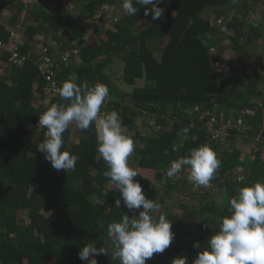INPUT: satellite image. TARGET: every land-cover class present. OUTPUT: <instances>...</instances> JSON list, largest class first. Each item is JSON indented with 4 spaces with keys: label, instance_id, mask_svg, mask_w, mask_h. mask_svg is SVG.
<instances>
[{
    "label": "trees",
    "instance_id": "16d2710c",
    "mask_svg": "<svg viewBox=\"0 0 264 264\" xmlns=\"http://www.w3.org/2000/svg\"><path fill=\"white\" fill-rule=\"evenodd\" d=\"M67 1L80 20L93 23L96 33L99 22L105 20L103 7L122 4V0ZM233 1L162 0L158 6L164 11L158 20L145 16L143 8L135 4L140 8L136 15L123 14L115 30H105L107 40L92 45L81 39L84 31L76 27L61 0H39L44 7L57 4L44 16L34 3L28 13L32 23L27 42L16 44L20 55L29 54L24 65H11L10 51L0 49V264H87L78 256L84 245L103 247L110 239L108 223L119 221L123 214L139 215L138 210L130 212L122 199L119 208L116 206L120 193L110 188L112 183L104 176L108 166L97 152L94 124L87 131L76 127L63 134L62 150L78 157L75 171H57L37 150L47 132L39 129L38 116L52 104L68 103L58 93H46L52 83L40 69L39 56L44 55L53 60L57 89L69 78L78 86L102 83L109 88L101 113L115 110L120 114L126 134L135 142L134 165L154 171L159 186L140 174L134 180L146 198L161 204L170 201L171 206L161 211L172 221L174 238L163 253L154 254L146 264H172L178 256L193 264L211 235L219 231L222 218L231 214L230 198L241 187L264 181V72L250 65L264 53L257 49L264 31L246 18L256 9L253 3L257 0ZM23 4L5 0L0 8H17L11 19L16 21ZM140 21L143 29L136 27ZM219 21L223 27L217 26ZM64 30H70L78 42L62 44L59 51L46 45L34 54L36 45L31 40L35 34L52 32L55 37ZM0 38L8 43L10 32L0 29ZM227 49L234 51V58L226 59ZM116 60L122 63L120 75L110 68ZM138 81L143 84L137 85ZM34 104L41 105L42 111ZM146 115L155 121L150 134L135 125L138 117ZM241 119L248 131L229 127L223 135L215 134L222 122L229 125ZM29 125H34V131H29ZM184 127L190 129L186 140L178 136ZM252 136L259 138L257 146L243 157L236 139ZM173 145L177 151L172 150ZM201 145H209L221 161L210 182L214 190L194 187L188 178L164 182L170 162ZM241 176L243 180L238 179ZM185 190L193 199L179 201ZM173 204L182 210L180 216L174 215ZM24 211L29 215L27 223L18 217ZM194 223L207 226L208 232L200 227L191 230ZM194 242L200 247H193ZM104 249L108 255H98V264H119L111 257L114 246Z\"/></svg>",
    "mask_w": 264,
    "mask_h": 264
},
{
    "label": "clouds",
    "instance_id": "9594fccd",
    "mask_svg": "<svg viewBox=\"0 0 264 264\" xmlns=\"http://www.w3.org/2000/svg\"><path fill=\"white\" fill-rule=\"evenodd\" d=\"M161 3L162 0H122V9L125 15L134 16L143 8L145 16L158 20L164 11L158 6ZM57 91L68 103L52 104L38 116V127L46 128L47 132L37 150L57 171H75L78 157L62 150L63 134L72 124L81 131L95 125L97 152L108 166L104 176L120 193L116 206L119 208L122 199L130 212L139 211L138 216L123 214L119 221L108 223L107 234L114 244L111 257L119 260V264H146L154 254L163 253L170 246L175 234L171 230L172 221L161 211L162 204L146 198L140 183L134 180L139 173L129 164V158L135 142L126 134L120 114L115 110L106 115L101 113L110 96L109 88L102 83L78 86L69 78ZM189 132L190 129L184 127L178 136L186 140ZM172 150L177 151V146L173 145ZM220 167L215 151L209 145H201L191 149L188 155L172 160L163 179L164 182L179 179L180 174L189 169L188 178L193 186L207 187ZM229 210L231 214L222 218L219 231L211 235L193 264H264V181L241 187L230 198ZM99 227L103 228V223ZM193 247L199 248V242H194ZM105 254L108 255L103 247L97 249L93 244H86L78 256L87 264H98L96 256ZM172 264H187V257L178 256Z\"/></svg>",
    "mask_w": 264,
    "mask_h": 264
},
{
    "label": "rangeland",
    "instance_id": "374dc122",
    "mask_svg": "<svg viewBox=\"0 0 264 264\" xmlns=\"http://www.w3.org/2000/svg\"><path fill=\"white\" fill-rule=\"evenodd\" d=\"M23 1L24 2H28L29 0H23ZM61 2L66 6L67 10L71 13L72 20H73L74 24L76 25V27L79 28L80 30L84 31V34L81 37V39L84 40L85 42H87L88 44H91V45L94 44V43H97L100 39L107 40V36L105 34V30L106 29L115 30L116 21L119 20L124 14L123 13V9H122V4L119 7L104 6L103 7V11L105 12V20L102 21V22H99L101 24L100 25V30H99L98 33H96L93 30V23L91 21L89 22V21H86V20H80V18L77 16V13H75L76 11L75 12L73 11L74 7L71 4H69L67 0H61ZM233 2H236V1L234 0ZM253 4L255 5L256 9L255 10H251L249 12V14L246 17L247 21H248V23H251V24H254V25L258 26L259 29L264 31V0H257ZM40 7H41V11L39 12L40 16H44L49 11L55 10V8H57V4L52 2L50 6H46V7H44L42 4H40ZM6 8L7 7H5L3 9V11L8 13ZM18 13H19V17L18 18H20L22 16H25V18H26V21H24V23H22V28L20 29L21 34L26 36V33L28 32L27 31L28 30V25H31L32 20L29 19V21H28L27 16L30 17V15H28L27 12L25 13V12L19 11ZM230 13L233 14V10L232 9L230 10ZM97 23H98V21H97ZM222 24H223V22L219 21L217 23V26L220 27ZM144 26H145L144 23L141 22V21L138 22L137 25H136L137 29H143ZM222 27H223V25H222ZM54 34L52 32L48 33L46 36L38 34L36 36V38L31 40L36 45V47L34 49V54L36 56L39 53V51L46 45L48 47L54 48V50L56 49L57 51H59L60 50V46L62 44L63 45L64 44L67 45V44H72V43H77L78 42V37H76L70 30H64V31L56 32V36L55 37H54ZM15 36L16 35H14V33H12L10 40H12V39L14 40L16 38L18 39V37L17 36L15 37ZM14 43H16V42H14ZM14 43H11V44H14ZM227 43H228V41H227ZM257 43H258V45H257L258 53H260L259 51H263L264 50V38H263V36H262V38L260 40H258ZM163 44H164V42H162L160 44V46H162ZM5 47L8 48L7 45H5ZM225 56H226V59H231V58L235 57V53H234V51L232 49H227ZM217 64L219 65L220 62H218ZM250 65H251V67L259 66L258 70L260 72H264V64H261V61H260V59L257 56L253 59V63L250 62ZM110 68H111V70L113 72H115L118 75H120V70L122 68V63H120V62H118L116 60L115 62H113L110 65ZM142 84L143 83L139 82V81L137 83V85H142ZM47 99H49V98H47ZM45 103L48 104L49 100H45ZM34 105H36L38 107L39 112L42 111V109L39 108V106H41V105H37V104H34ZM36 106H34V107L37 108ZM135 125H136V129L139 130L140 132L146 133V134H150L149 133L150 128L154 127L155 121L148 115L140 116V117L137 118ZM221 125H223V124H221ZM40 128L41 127H39V129ZM28 129H29L30 132L32 130L34 131V129H35L34 125H31V126L29 125ZM69 129H71V130L72 129H76L75 124L70 125ZM215 134L217 136H219V129L215 130ZM252 137L254 138V136H252ZM72 140L74 142H78L79 141L78 139H72ZM242 155H244V154H241V156ZM132 158H133V154L129 158V164L131 166H133L134 168H136V170L138 171L140 176L145 178V179L153 181L155 187L159 186V184L154 179V176H155L154 171L146 170V169H143V168L142 169L138 168L136 165H134V163L132 161ZM188 176H189V170H187L186 173L181 174L180 178L187 179ZM188 181H190L189 178H188ZM110 188H114V185L111 184ZM204 190L212 191V190H214V187H213L212 184H210L207 187H204ZM194 191L196 193V190H194ZM162 193H163V191L161 190L159 192V195H162ZM183 193H185L186 195H185V197L180 198L179 201L182 200V199H184L186 201H189V198L193 199V196H192L193 194L191 192L185 190ZM156 201L159 202L158 200H156ZM221 204H222L221 201L217 197V205L221 206ZM167 206H171L170 205V201H167L164 204H162V209L167 207ZM181 211L182 210L179 207H176L174 205V208H173L174 215L180 216L181 213H182ZM18 217H19V219H23L26 223L29 222V215H28V212H26V211L20 213V215ZM198 227H200L202 232H208L207 226L202 227V224H199V223L192 224L191 230H196V229H198ZM113 246H114V244H113L112 240L108 239L103 247L107 248V249H110ZM96 259H98V256H96ZM49 264H58V263L57 262H54V263L51 262Z\"/></svg>",
    "mask_w": 264,
    "mask_h": 264
},
{
    "label": "crops",
    "instance_id": "0c3cea01",
    "mask_svg": "<svg viewBox=\"0 0 264 264\" xmlns=\"http://www.w3.org/2000/svg\"><path fill=\"white\" fill-rule=\"evenodd\" d=\"M3 1H5V0H0V6H3ZM20 1H22L24 3L23 4L24 5V9H22L21 12L29 13V11L33 8V5H34L35 2H37V4H38V8L37 9H40V11H41V7H40L41 3H38L39 0H29L28 2H24L23 0H20ZM6 9H7L8 13L4 12L3 8H0V26H1L0 29H6V30H8L10 32L9 42L6 43V45L8 47H10L11 43H14V42H16L14 44H17V45H20V44H23L24 42H27L26 36L22 35L21 31H20V29L22 28V23H24V21H26L25 16L17 18L16 21H12L11 20L12 16L16 12L17 8L16 9H11V7H7ZM27 18H28V21H29L30 17L27 16ZM32 19H33V17H32ZM12 33H14V35H16L18 37V39L16 38L14 40L13 39L10 40ZM37 35L38 34H35L34 38H36ZM224 41H225V43H227V40H224ZM259 59L261 61V64H264V53L261 52ZM258 141H259V138H255V137L254 138L253 137H251V138L250 137L249 138H242V139H238L237 138L235 145H236L237 149L240 150V154H244L242 156L246 157V156H248L250 154V152L252 151L251 149L253 147L256 148V146H257L256 143Z\"/></svg>",
    "mask_w": 264,
    "mask_h": 264
},
{
    "label": "built area",
    "instance_id": "2783aa9c",
    "mask_svg": "<svg viewBox=\"0 0 264 264\" xmlns=\"http://www.w3.org/2000/svg\"><path fill=\"white\" fill-rule=\"evenodd\" d=\"M6 44L3 43L2 39L0 38V49H8L11 53V55L9 56V61L11 62V65L14 66H18L21 67L22 65H24L25 61L29 58V54H23L20 55L17 51V45L15 44H11L10 47H5ZM44 55V54H43ZM39 61H41V65H40V69L41 72L45 75L46 79L52 83L51 86L49 88H47L46 93L51 94V95H55L58 93V89L55 86V82H54V76H55V70H52V64H53V60H51V57L44 55L42 56V58L39 56ZM218 63V62H217ZM217 63H215L216 65H218ZM1 64H3V62H1ZM7 66V65H6ZM208 113H210V115H216L217 113L215 111H208ZM222 113H220V117H222L221 115ZM223 125H220L219 128V135H223L225 131H227V129L229 127H235L236 129H241L242 132L248 131V127L247 125H244L243 120H238L237 123H233L230 122L229 125L225 124V123H221ZM240 126H244V127H240ZM243 136H247L246 134H244ZM255 148V147H253Z\"/></svg>",
    "mask_w": 264,
    "mask_h": 264
}]
</instances>
